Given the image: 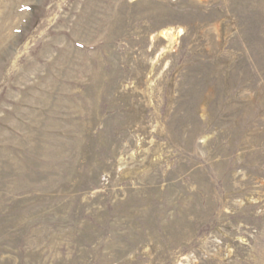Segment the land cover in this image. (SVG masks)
Returning <instances> with one entry per match:
<instances>
[{
	"label": "rangeland",
	"instance_id": "1",
	"mask_svg": "<svg viewBox=\"0 0 264 264\" xmlns=\"http://www.w3.org/2000/svg\"><path fill=\"white\" fill-rule=\"evenodd\" d=\"M0 264H264V0H0Z\"/></svg>",
	"mask_w": 264,
	"mask_h": 264
}]
</instances>
